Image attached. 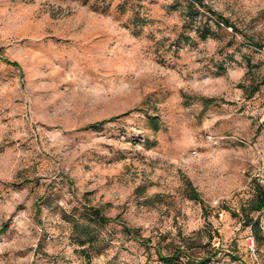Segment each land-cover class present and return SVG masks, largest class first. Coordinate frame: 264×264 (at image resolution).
<instances>
[{"label": "rangeland", "instance_id": "rangeland-1", "mask_svg": "<svg viewBox=\"0 0 264 264\" xmlns=\"http://www.w3.org/2000/svg\"><path fill=\"white\" fill-rule=\"evenodd\" d=\"M187 2L0 0V264H264V0Z\"/></svg>", "mask_w": 264, "mask_h": 264}, {"label": "trees", "instance_id": "trees-1", "mask_svg": "<svg viewBox=\"0 0 264 264\" xmlns=\"http://www.w3.org/2000/svg\"><path fill=\"white\" fill-rule=\"evenodd\" d=\"M196 5L202 7L205 11H207L209 15L216 20L217 24H223L226 27H231L235 29V26L231 22H229L227 18L223 17L221 14L210 8L207 4L203 2V0H188L186 8L189 14L198 11ZM198 33L200 37L206 38L209 35H212L213 32L209 26H205L202 30H198ZM5 61L12 65H17L15 62H9L8 60ZM260 83H264V76ZM241 87L245 88V86ZM247 88H249L248 96H251L254 92L258 90L259 86L250 84V86H247ZM99 125L100 123L93 124L91 127L97 128ZM255 191V196L247 208L245 217L246 224L251 226V231L254 235L255 240L257 241L260 232L259 221H253V218L252 216L250 217V214L264 210V186L257 185ZM188 192L189 198L200 200L198 193L196 192L194 187L189 183ZM79 216L82 219L86 220V223L80 222L79 218L74 216H67V219L70 223H72L73 232L77 233L81 237H84V240L81 241V244L85 245L88 243L89 246H93L94 243L97 241V230L94 227L100 226L105 222L110 221V219L104 216L98 208H84L81 212H79ZM124 230L130 232V230L126 228V226H124ZM156 253L163 263L173 264V261L175 259L174 255L163 256L161 254L160 249H157ZM214 255H216V253H214ZM210 261L211 257L209 256L200 259L192 258L189 255L186 256V264H209Z\"/></svg>", "mask_w": 264, "mask_h": 264}, {"label": "built area", "instance_id": "built-area-1", "mask_svg": "<svg viewBox=\"0 0 264 264\" xmlns=\"http://www.w3.org/2000/svg\"><path fill=\"white\" fill-rule=\"evenodd\" d=\"M250 247H252V245H250Z\"/></svg>", "mask_w": 264, "mask_h": 264}]
</instances>
